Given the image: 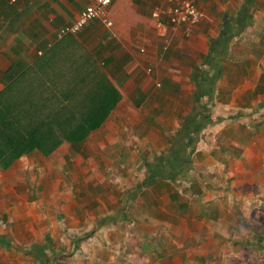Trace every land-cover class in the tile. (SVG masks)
Here are the masks:
<instances>
[{"label": "crops", "instance_id": "crops-1", "mask_svg": "<svg viewBox=\"0 0 264 264\" xmlns=\"http://www.w3.org/2000/svg\"><path fill=\"white\" fill-rule=\"evenodd\" d=\"M92 2L0 0V93L14 67L87 54L121 97L80 151L62 144L0 170V264H57L63 249L61 264H109L110 248L153 251L170 217L186 213L189 185L206 180L199 171L216 166V138L264 121V14H252L253 0H211L216 13L200 0L205 20L188 37L156 28L161 0H115L110 29L92 22L56 41ZM40 71L50 73L47 64Z\"/></svg>", "mask_w": 264, "mask_h": 264}, {"label": "rangeland", "instance_id": "rangeland-1", "mask_svg": "<svg viewBox=\"0 0 264 264\" xmlns=\"http://www.w3.org/2000/svg\"><path fill=\"white\" fill-rule=\"evenodd\" d=\"M210 4L211 0L201 2L204 8L206 6L212 10L209 9L210 13H216L215 7ZM252 5L255 6L252 7L253 15H257L258 11L264 14V0H253ZM248 34V39L255 38ZM257 110V106L253 110L249 109L248 115ZM231 114L235 118L237 113ZM147 117H151L150 122L152 127L155 126L154 129H160L151 115ZM263 123L264 121L258 119L246 121L241 124V128H234L232 133L228 132L230 135L222 133L216 138L215 148L213 147L209 156V161L216 166L209 173L203 169L199 171L197 175L206 180L201 183L197 179L189 185L188 191L191 194L185 199L186 213L178 215L177 218L170 217L176 223H172L173 226L169 227L171 232H167L164 239L160 242L154 240L158 246L153 251L136 249L137 255L135 249L132 250L133 253L127 249H120L117 253L110 248L102 254L103 259L110 260L109 264H256L247 253L244 243L252 231L264 232ZM93 136L94 133L76 149L80 151L83 144H90ZM62 144L69 147L67 143ZM34 188L35 185L31 191ZM181 196L180 200L184 193ZM172 241L176 243L171 245ZM129 252L131 259L125 258ZM59 254L61 256L57 257V264H61L60 261L69 255V251L63 249ZM69 256V259L74 258ZM109 256L115 259H109ZM4 258L5 255L0 254V260ZM25 259V264H29L27 259L32 258L26 256Z\"/></svg>", "mask_w": 264, "mask_h": 264}, {"label": "trees", "instance_id": "trees-1", "mask_svg": "<svg viewBox=\"0 0 264 264\" xmlns=\"http://www.w3.org/2000/svg\"><path fill=\"white\" fill-rule=\"evenodd\" d=\"M82 56L49 57L48 63L39 59L22 71L14 67L7 73L0 93V170L10 168L21 155L46 158L62 143L74 154L113 111L119 92L94 59ZM46 64L49 74L40 71ZM244 245L256 264H264L263 231H252Z\"/></svg>", "mask_w": 264, "mask_h": 264}, {"label": "built area", "instance_id": "built-area-1", "mask_svg": "<svg viewBox=\"0 0 264 264\" xmlns=\"http://www.w3.org/2000/svg\"><path fill=\"white\" fill-rule=\"evenodd\" d=\"M115 0H93L92 4L82 9L75 22L62 26L55 31V40L63 37H76L84 28L98 22L105 28L112 27L110 6ZM200 0H161L160 5L151 10V18L158 30L164 26L172 33L181 28L182 36L188 37L191 31L205 20V15L199 10L197 4ZM165 50L167 48H164ZM140 52H143L141 49ZM148 73L149 70L147 69Z\"/></svg>", "mask_w": 264, "mask_h": 264}]
</instances>
